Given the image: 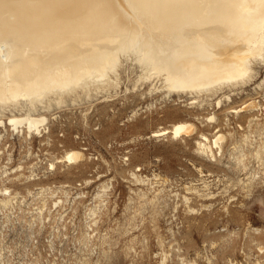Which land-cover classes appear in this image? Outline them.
Wrapping results in <instances>:
<instances>
[{
	"label": "rangeland",
	"instance_id": "374dc122",
	"mask_svg": "<svg viewBox=\"0 0 264 264\" xmlns=\"http://www.w3.org/2000/svg\"><path fill=\"white\" fill-rule=\"evenodd\" d=\"M252 64L208 96L127 59L111 90L39 106V132L9 123L25 101L1 107L0 264H264V55Z\"/></svg>",
	"mask_w": 264,
	"mask_h": 264
},
{
	"label": "bare ground",
	"instance_id": "6f19581e",
	"mask_svg": "<svg viewBox=\"0 0 264 264\" xmlns=\"http://www.w3.org/2000/svg\"><path fill=\"white\" fill-rule=\"evenodd\" d=\"M263 55L264 0H0V108L28 103L8 120L30 133L47 119L32 113L39 106L118 86L127 59L153 86L210 96L253 74ZM193 131L187 122L171 129ZM201 137L212 151L224 136Z\"/></svg>",
	"mask_w": 264,
	"mask_h": 264
}]
</instances>
